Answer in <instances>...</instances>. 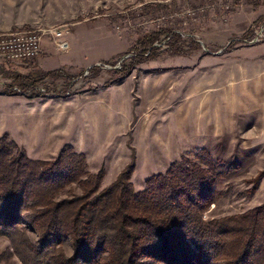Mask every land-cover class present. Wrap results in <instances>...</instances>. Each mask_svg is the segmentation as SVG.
<instances>
[{
    "label": "rangeland",
    "instance_id": "rangeland-1",
    "mask_svg": "<svg viewBox=\"0 0 264 264\" xmlns=\"http://www.w3.org/2000/svg\"><path fill=\"white\" fill-rule=\"evenodd\" d=\"M261 17L264 0H0V34L47 32L41 54L9 71L65 67L75 76L70 85L46 80L43 98L7 96L0 57V137L40 161L71 145L92 173L106 170L104 187L135 160L136 191L183 158L198 161L217 176L204 220L257 208L264 204V23L253 40L243 36ZM161 27L200 48L163 52L116 82L110 72L133 56L137 37ZM56 29L67 30L65 52L48 33ZM107 61L118 64L90 72ZM8 246L0 238V257Z\"/></svg>",
    "mask_w": 264,
    "mask_h": 264
},
{
    "label": "trees",
    "instance_id": "trees-1",
    "mask_svg": "<svg viewBox=\"0 0 264 264\" xmlns=\"http://www.w3.org/2000/svg\"><path fill=\"white\" fill-rule=\"evenodd\" d=\"M260 23L264 17L248 28L244 40L256 37ZM185 46L200 48L172 28L153 29L137 37L127 53L133 56L110 73L122 81L163 52L188 54ZM32 60H5L1 74L11 82L5 84V95L43 98L49 93L39 87L46 80L63 79L70 85L75 77L65 67L9 71L11 64ZM115 63L103 62L90 72ZM135 169L133 160L104 187L106 170L92 173L85 155L71 145L56 159L40 161L1 136L0 238L9 246L0 259L18 258L22 264H264V204L206 221L204 215L216 201L212 169L183 158L148 179L142 191L132 182Z\"/></svg>",
    "mask_w": 264,
    "mask_h": 264
},
{
    "label": "built area",
    "instance_id": "built-area-1",
    "mask_svg": "<svg viewBox=\"0 0 264 264\" xmlns=\"http://www.w3.org/2000/svg\"><path fill=\"white\" fill-rule=\"evenodd\" d=\"M66 29L49 31L56 40L60 51L70 48L66 39ZM46 31H16L0 34V57L9 61L31 60L42 52V39Z\"/></svg>",
    "mask_w": 264,
    "mask_h": 264
}]
</instances>
